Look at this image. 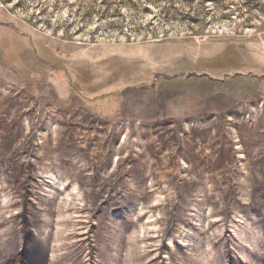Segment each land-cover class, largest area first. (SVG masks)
Masks as SVG:
<instances>
[{"label": "rangeland", "instance_id": "obj_1", "mask_svg": "<svg viewBox=\"0 0 264 264\" xmlns=\"http://www.w3.org/2000/svg\"><path fill=\"white\" fill-rule=\"evenodd\" d=\"M26 235L264 264V0H0V264Z\"/></svg>", "mask_w": 264, "mask_h": 264}, {"label": "trees", "instance_id": "obj_2", "mask_svg": "<svg viewBox=\"0 0 264 264\" xmlns=\"http://www.w3.org/2000/svg\"><path fill=\"white\" fill-rule=\"evenodd\" d=\"M24 215V214H23ZM25 222L26 218L24 217ZM31 235V234H30ZM32 236H29V238ZM28 236L26 235L25 244L22 249L19 250L18 254L20 255V262L14 260L10 264H45L47 260V255L43 251L42 246L38 245L36 239L31 238L27 240ZM22 258V259H21Z\"/></svg>", "mask_w": 264, "mask_h": 264}]
</instances>
